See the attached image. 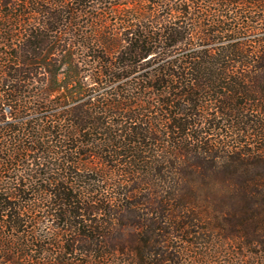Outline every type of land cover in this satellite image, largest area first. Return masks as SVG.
I'll use <instances>...</instances> for the list:
<instances>
[{
	"label": "trees",
	"instance_id": "trees-1",
	"mask_svg": "<svg viewBox=\"0 0 264 264\" xmlns=\"http://www.w3.org/2000/svg\"><path fill=\"white\" fill-rule=\"evenodd\" d=\"M0 264H264V0H0Z\"/></svg>",
	"mask_w": 264,
	"mask_h": 264
}]
</instances>
